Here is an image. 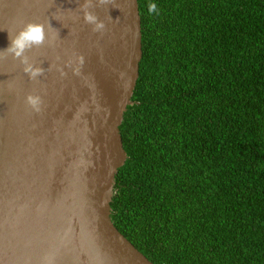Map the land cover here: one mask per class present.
<instances>
[{"label": "trees", "instance_id": "1", "mask_svg": "<svg viewBox=\"0 0 264 264\" xmlns=\"http://www.w3.org/2000/svg\"><path fill=\"white\" fill-rule=\"evenodd\" d=\"M137 2L111 219L154 264H264V0Z\"/></svg>", "mask_w": 264, "mask_h": 264}, {"label": "water", "instance_id": "2", "mask_svg": "<svg viewBox=\"0 0 264 264\" xmlns=\"http://www.w3.org/2000/svg\"><path fill=\"white\" fill-rule=\"evenodd\" d=\"M83 3L0 0V53L25 23L46 30L25 52L37 77L0 56V264H154L116 228L110 205L142 57L138 2L92 0L100 32ZM29 94L40 96L38 112Z\"/></svg>", "mask_w": 264, "mask_h": 264}, {"label": "clouds", "instance_id": "3", "mask_svg": "<svg viewBox=\"0 0 264 264\" xmlns=\"http://www.w3.org/2000/svg\"><path fill=\"white\" fill-rule=\"evenodd\" d=\"M102 3L103 0H100ZM92 6V0H84V3L80 6L83 10L84 20L93 26L94 32H100L104 30L105 23L103 20L98 19V17L93 13L88 11L89 7ZM157 11V4L155 2L148 5V12L155 13ZM46 30L45 25L41 23L28 22L23 25L14 35L10 37V43L3 53L11 54L15 58H19L20 62L23 64V71L27 73L31 78H35L42 74L43 69L39 66H34L29 62L28 57L25 55L27 49L33 46H39L45 42ZM83 63V58H81V64ZM74 72L78 73V69H73ZM63 74V73H62ZM26 102L35 111L40 110L41 98L38 95L29 94L26 96ZM114 195V193H113ZM130 241V240H129ZM50 259V258H46Z\"/></svg>", "mask_w": 264, "mask_h": 264}]
</instances>
